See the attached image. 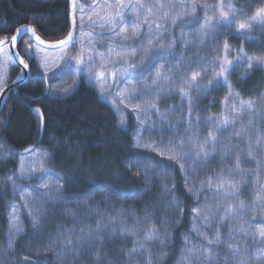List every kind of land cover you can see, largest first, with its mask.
I'll return each instance as SVG.
<instances>
[{"label": "trees", "instance_id": "obj_1", "mask_svg": "<svg viewBox=\"0 0 264 264\" xmlns=\"http://www.w3.org/2000/svg\"><path fill=\"white\" fill-rule=\"evenodd\" d=\"M220 2L221 0H183L184 6L181 7L179 0H83L77 19L90 23L92 27H95L94 22L100 21L111 27L117 24L121 17L124 18V22L130 18V23L137 26L139 32L146 34L144 47H147V40L152 36L147 35L149 31L146 32V30L149 26L144 22L147 19L149 22H157L156 18L161 20L163 12H170V17L164 19V23L161 22V25L169 32V35H166L163 40L164 45L167 46L171 41H175L173 54L165 55L160 62L168 60L175 65L179 60L181 74L191 75L192 71L202 73L203 78L197 81L201 85L199 92L191 91L195 104L193 112L201 118V121L209 116L218 117L213 123H219L225 116L235 120L234 126H229L224 133L218 134L226 143L228 139H232L235 143V138L231 136V133L234 128L240 129L247 126L248 102L255 101L252 105L253 108L264 109V67L248 69L245 60L243 65L235 67L226 74L227 85L212 84L206 90L205 86L213 78V70H218V66L211 61L224 58V54L222 52L218 54V50L222 49L225 42L231 49L227 57L229 60L235 61L241 48L250 56L264 59V46H261L264 44V31L260 26H255L246 36H237L235 34L236 24H230L219 28L215 38L209 35L203 41L196 39L195 34L199 31L204 16L216 14ZM262 2L264 0H239V2L224 0L223 10L230 12L228 4L234 5L237 9L247 7L246 17ZM170 3L175 4V7L170 9L168 6ZM158 4L164 5L162 10L156 7ZM205 4L209 5L208 9L203 7ZM136 5L137 10H135ZM140 5L144 7L141 8ZM193 5H195L194 13L192 12ZM69 7V0H0V40L11 37L22 25L33 27L35 33L44 41L60 40L70 30ZM102 9L107 13L105 20L93 21L95 16L92 18V15ZM149 9H153V11L150 12ZM133 11L140 13L141 17H138L137 14L135 16L127 15ZM154 15L155 17H151ZM177 17L187 22L180 23L178 20L177 24L173 25L171 20L177 19ZM245 17L237 15L235 19L239 21ZM128 22L123 25L127 26ZM139 24H143V27H139ZM92 27L89 30L77 27L76 36L86 31H93ZM153 28H155V23H153ZM182 32L185 34L187 43L180 39ZM23 40L29 41L27 35L23 37ZM70 46L72 49L79 48L78 43ZM39 50L45 51L42 47H39ZM17 51L28 63L31 76L6 96L0 113V264H65V261L60 257L59 245L49 246L47 236L43 239H32L33 234L38 230L55 233L61 224L66 228L79 227L80 225L74 224L67 209H71L78 218L83 216L82 210L77 211L74 203L62 204L54 210V216L50 215L39 226V229H35L28 216L22 212L23 232L13 238V248H7L9 205L12 200L18 199L9 177L22 183L16 176L18 160L25 153V149H41L48 152L46 167L60 173V183L66 186L63 194L55 195L57 199L63 195L68 200L74 197L88 200V196L83 194L92 188L89 181H107L115 184L125 197L114 200L113 203L125 209L131 208L134 215H143L146 207L155 211L160 217L155 220L157 226L163 222L162 214L164 212L172 214L177 211L176 208L165 203L172 199V196L165 193L160 186V177L145 176L144 173L138 172L137 169L129 167L126 163L130 159L138 158V150L132 146V132L135 128L133 113L130 110H124L123 112L127 116V127L125 129L118 128L120 117L115 114L112 104L103 100L93 85L86 83L83 74L77 76L78 87L69 94H52V91L44 93L46 85L54 84L57 79L45 81L39 79L38 74L43 73L41 64L36 57L29 59L24 53L22 41L18 42ZM152 54L154 53H149V55ZM7 63V65L4 64L8 70H6L5 79L10 82L16 79L18 74L13 71L10 61ZM172 74L175 75V72ZM48 75L52 74L48 73ZM165 87L168 86L165 85ZM171 87H176V85H171ZM181 87L187 90V85H181ZM229 93H232L231 97ZM150 95L152 101L155 89L150 91ZM197 96H199L198 99ZM155 103L160 112H165L173 107L179 108L181 97L176 94L165 95ZM36 108L43 113L42 119L32 111ZM185 114H187V109H185ZM149 115L153 120L157 118L154 113H149ZM179 115L180 113L177 112L168 116L167 119L174 124ZM254 123L259 126L264 124V121L257 118ZM248 130L253 135L257 131L251 128ZM208 132V127L201 126L198 134L204 137L208 135ZM185 134V125H181L178 132L166 131L164 133L166 139L183 137ZM260 135L264 137V131H261ZM243 146L241 143V147ZM152 156L161 161L165 160L156 154H152ZM258 161H261L259 156L255 161L245 160L240 165L241 171L232 177V184L242 189L238 199L247 206L249 213L254 212L256 216L257 223L248 229L250 232L264 231V223H258L264 220V202L256 195L259 192L261 196H264V187H262L264 186V167H261ZM141 163L147 164L148 160L141 158ZM174 167L175 170L170 172V178L164 183L168 188L175 185L174 195L178 198L179 209L184 212L183 219L179 220L178 224L175 220L171 224L172 235L175 237L177 245L175 260L179 258L181 233H190L193 243H201V239L191 231L192 208L204 204L215 205L217 199H224L223 197H214L211 191L202 187V181H205L207 177H213L222 168H231L232 165L222 164L218 158L211 160L207 166L197 167L194 173L189 174L187 185L179 166ZM166 168L172 169L173 165L169 163ZM117 172L124 174L117 176L115 174ZM189 188H192L196 195L189 192ZM205 196H207L206 200ZM229 199L237 198L229 197ZM89 203H101L100 196L94 195ZM46 207L51 208L52 205L48 204ZM106 207L108 206L103 205L101 211ZM249 218V215L245 214L241 217H233L231 222L234 224L244 223ZM197 226H200L199 222H197ZM65 235H70V233H65ZM224 235H227L226 230ZM240 239H243V236L238 233L236 238L230 240L229 243H236ZM121 245L122 242L117 239L107 244L106 250L110 251L121 247ZM126 247L131 248L132 244L129 242ZM174 260H169L168 264H174ZM78 264H88L87 258ZM250 264H257V261L252 259Z\"/></svg>", "mask_w": 264, "mask_h": 264}, {"label": "snow or ice", "instance_id": "obj_2", "mask_svg": "<svg viewBox=\"0 0 264 264\" xmlns=\"http://www.w3.org/2000/svg\"><path fill=\"white\" fill-rule=\"evenodd\" d=\"M179 3L181 7L184 6L183 0H179ZM168 6L171 9L175 7V4L170 3ZM224 6V0H221L216 14L213 16L206 14L204 16L200 29L195 34L196 39L203 41L209 35L215 38L219 28L230 24H236L235 34L237 36H246L255 26H260L261 30L264 31V2L254 8L251 14L246 17L247 7L237 9L234 5L228 4L230 12H225L223 10ZM139 7L143 8L144 6L140 5ZM156 7L162 10L164 5L158 4ZM203 7L208 9L209 5L205 4ZM149 11L151 12L153 9H149ZM192 12H195V5L192 7ZM237 15L245 18L238 21L235 19ZM169 17L170 12H163L161 18L168 19ZM178 20L180 23L187 22L177 17V19H172L171 23L175 25ZM123 23L124 18L121 17L120 24ZM144 23L149 26L147 35L152 36L151 39L147 40V47H144V33L137 31L132 37L122 36L124 44L139 45L142 52L139 55V64L132 63V61L137 59L138 53L136 49L129 47L117 53L114 60H109L106 65L102 66L106 69L115 68L111 76L119 91L116 96L110 98L109 102L115 109V114L120 117L117 127L121 129L127 127V116L116 105L117 97L125 108L131 107L132 111L136 113L135 128L132 132V146L138 150V158L135 160L130 159L126 163L129 167L144 173L145 176L160 177V186L165 193L172 196V199L165 201V203L176 208L177 211L172 214L164 212L162 214L163 222L157 226L155 220L160 217L157 216L155 211H151L146 207L143 215H134L131 208L125 209L113 203L114 200H120L125 197L115 184L107 181H89L92 184V188L83 194L88 196V200L75 197L68 200L63 195L57 199L53 195V189H55V192L63 194L66 186L60 183V173H56L50 167L43 166L42 160L49 155L48 152L43 151L39 153L41 161L33 160V163H40V167L34 168L33 172H39L38 178L42 181L45 176L54 177V182L45 181L31 190H21L22 197L34 198L35 193H40L39 209L35 212L29 209V217L33 228L39 229V226L50 215L54 216V210L62 204L74 203L77 211L82 210L83 216L78 218L71 209H67L72 216L74 224L80 225L79 227L66 228L61 224L55 233H45L40 230L34 232L32 239H43L47 236L49 246L59 245L60 257L65 261V264H78L85 258H87L88 264H168V261L174 260L177 255V245L175 237L172 235L171 224L173 220L178 224L179 220L183 219L184 212L178 207L179 201L174 195L175 185L173 184L172 188H168L164 181L170 178V172L174 171V166L178 165L180 171L184 174L185 184L187 185L190 173H194L197 167L207 166L209 161L218 158L220 163L231 164L232 167L222 168L213 177H207L205 181H202V187H206L208 191H211L214 197H223L224 199H217L215 205L204 204L192 208L193 221L191 231L195 232L196 236L201 239V243H193L190 233H181V243L178 250L179 258L174 260V264H250L252 259H255L257 264H264V231L250 232L248 230L253 224L257 223L255 213L248 212L247 206L238 199L242 189L232 184V177L241 171L240 165L245 160L251 159L255 161L257 156H259L261 161H258V163L261 167H264V137L260 135V132L264 131V124L258 126L254 123L257 118L264 121V109L253 108L252 105L255 101H249L247 126L240 129L234 128L231 136L235 138L236 142L233 143L232 139H228L226 143L218 134L224 133L229 126H234L236 121L225 116L219 123H213L218 117L209 116L201 121V118L194 114L195 104L191 91L196 90L199 92L201 85L197 81L203 78L202 73L192 71L191 75L187 73L181 74L179 60L175 65L168 60H164L161 63L162 57L173 54L175 41L173 40L165 46L163 40L166 35H169L168 30L155 21L149 22L146 20ZM153 23H155L154 30ZM139 27H143V24H139ZM113 31H115V28ZM122 33L123 28L121 27L117 35L119 36ZM25 35H30L29 41L23 40ZM9 39L13 46L22 41L23 51L29 59L35 58L40 45L45 43L35 34L34 30L26 27L17 29L16 34L10 38L0 40V46L7 44ZM180 39L182 42L187 43L183 32ZM77 42L73 32H69L63 40L57 41L51 47H64ZM79 42L83 43L82 40ZM261 46H264V44ZM220 52L224 54V58L211 61V63L218 66V70H213V78L205 86L206 90L212 84L223 83L227 85L226 74L235 67L243 65L245 60L247 61L248 69L264 67V59L250 56L243 48L239 49V56L235 61L229 60L227 57L231 49L227 42L223 44L222 49L218 50V54ZM149 53L154 54L149 55ZM11 55L13 65L22 66L21 76L18 79L30 77L31 72L24 71L29 69L28 63L24 61L14 47L11 50ZM67 55L68 53L65 51L61 59H64ZM92 61V56H88L87 61H85L83 52H81L65 60V68L77 75L83 65L87 69L90 78L107 80L108 77L105 76L103 71L96 73L93 68L88 67ZM119 61H124L127 66L125 67L123 64L118 63ZM44 67L47 71L38 74L41 81L62 79L67 74L66 72H61L59 77L55 74L48 75V73L52 72V68L48 65ZM173 72H175V75L172 74ZM128 74L139 77L140 84H130L126 79ZM165 85L168 87H165ZM171 85H176V87H171ZM181 85H187V90ZM5 87L11 90L7 82L0 83V91H3ZM76 87H78L76 81H73L68 87L56 84L46 85L45 93L51 91L52 88H56L60 90L61 94H69ZM153 89H155V96L152 101L143 100L139 104L131 103L141 93L149 92ZM104 91L102 86V93ZM170 94H176L181 97L179 108L173 107L168 111L160 112L155 101ZM229 96L231 97L232 93H229ZM198 98L199 96H197ZM185 109H187V114H185ZM32 111L38 114L40 119L43 118V113L40 109L36 108L32 109ZM177 112L180 115L175 123L169 122L167 117ZM146 113H154L157 118L153 120ZM181 125H185L186 134L183 137L165 138L164 133L166 131L178 132ZM201 126L209 128L207 136H199L198 133ZM249 128L257 130L255 135L249 132ZM241 143H243V147H241ZM24 152L36 154V150L33 148L25 149ZM152 154L165 158V160H158ZM150 156L152 157L151 159ZM141 158L148 160V163L142 164ZM21 163L23 164V161ZM169 163L173 165L172 169L166 168ZM21 172H23V168H21ZM115 174L120 176L124 173L117 172ZM9 181L13 184L15 191L18 186H16L15 181L11 177H9ZM189 192L196 195L192 188H189ZM96 194L100 196L101 203H89V200H92ZM256 195L264 202V196H261L259 192ZM229 197H236L237 199L230 200ZM197 199H199L198 196ZM206 199L207 196H205ZM33 202L34 199L26 200L25 206ZM48 204H51L52 207L47 208L46 205ZM103 205L108 207L101 211ZM10 208L8 249H12L14 246V234L23 232L19 206L14 202H10ZM245 214H248L250 218L244 223L234 224L231 222L233 217H241ZM197 222H199V227ZM258 223H264V220ZM225 230L227 235H224ZM65 233H70V235H65ZM238 233L242 234L243 239L237 240L236 243H229L230 240L236 238ZM117 239L122 242L121 247L110 251L106 250V245ZM129 242L132 244L131 248L126 247Z\"/></svg>", "mask_w": 264, "mask_h": 264}, {"label": "rangeland", "instance_id": "obj_3", "mask_svg": "<svg viewBox=\"0 0 264 264\" xmlns=\"http://www.w3.org/2000/svg\"><path fill=\"white\" fill-rule=\"evenodd\" d=\"M70 6H71V2H70ZM138 7L136 5V9L137 10ZM155 11V8H154ZM135 14L138 15V17L140 15V13H138L137 11H133V12H129L127 13V15H134ZM146 14V13H144ZM160 14V13H158ZM95 16L94 19H92L93 21L95 20H105L107 13L106 11L103 9L102 10H97L93 15L92 18ZM151 17H155L151 16ZM128 19V17H125ZM130 19V18H129ZM128 19L125 20L124 24L128 22L127 26H124L123 24H120V19L118 20L117 24H115L114 26H107V24H104L103 22H94L95 27L93 31H86L83 32L81 35H77L76 36V40L78 41V45L79 48L78 49H72V47L70 45L68 46H64V47H60L58 49H53V50H47L44 49L43 50H39L38 54L35 56L37 58V60L40 62L41 67L43 72H46L47 69L44 67L45 65H48L49 67L52 68V72L49 74H55L58 77L61 75V72H66L67 74H65L63 76L62 79H57L56 82H54V84L56 85H62L63 87H68L70 86L73 81H76L77 76L79 74H83L84 79L86 81V83L93 85L96 90L99 93V96L109 102L111 97L116 96V94L119 91V88L116 86V84L114 83L111 73L115 70V68H105L102 65H106V63L109 60H114L116 58V54L120 53L123 49L126 48H134L137 50L138 56L137 59L135 61H132L133 64H139V55L142 54L140 47L138 44H124L122 42V36L123 35H127L128 37H132L136 34V32L138 31L137 26H134L130 23V20ZM147 19V18H144ZM148 20V19H147ZM156 23H160L161 22L164 23V19L161 18V20L158 19V17L156 18ZM75 22L77 24V19H75ZM167 22V21H166ZM123 28V33L120 34L119 36L117 35V33H119L120 28ZM115 28V31H113V29ZM90 29V28H89ZM87 29V30H89ZM154 30V28H153ZM149 31L146 30V32ZM146 37V34L145 36ZM83 41V43H80L79 41ZM3 49V48H2ZM2 49L0 48V59H2V61L0 60V83L5 82V78L7 75L6 72V65L8 64V56L6 54L5 51H2ZM47 50V51H46ZM67 51L68 55L66 57H64V59H61L62 56H64V52ZM83 52V56L85 61H87L88 56H92L93 57V61L91 64L88 65L89 68H93L94 71L96 73L99 72H104L105 76L108 77L107 80L100 78L99 80L95 79V78H90L88 75V71L86 68H84V66H81V71L79 74L74 75L72 73L71 70H68L65 68V60H67L69 57H73L76 56L77 54ZM10 61V60H9ZM6 63V65H4ZM118 63L123 64L125 67L127 66V64L124 61H119ZM5 66V67H4ZM8 71V70H7ZM133 74H128L126 76V79L129 81L130 84H136L139 85L140 84V78L137 77ZM138 79V80H136ZM150 83V81H149ZM49 86V85H48ZM102 86L103 89L105 90L102 93ZM52 94H61L59 89L56 88H52L51 89ZM143 100H148L151 101V95H150V91L149 92H143L141 93L140 96L136 97L135 99H133L131 101L132 104H139L141 101ZM116 105L118 107H120L121 111L124 110H130L134 117H136V113L132 111L131 107H127L125 108L123 104L120 103L118 97L116 98ZM110 103V102H109ZM127 103V102H125ZM111 104V103H110ZM147 115H149V113H146ZM36 150V154L34 155L33 153H24L19 157L18 160V169H17V178L18 180L22 181V183L16 182L15 184L16 186H18V188L15 190L16 195H17V200H12L11 202H14L16 205L19 206V215H20V219L22 220L21 214L22 212L25 213V215L29 217V209H31L33 212L37 211L40 207V193L37 192L35 193V197H22L21 195V190L27 189V190H31L32 188H36L37 186L41 185L42 183H44L45 181L48 182H54L55 178L51 177V176H45L44 180L42 181L41 179H39V172L34 173L33 169L34 168H39L40 167V163H33V160L36 161H41V157L39 156L40 152H43V150L41 149H35ZM46 159L42 160L43 166L46 167ZM23 161V164L21 163ZM21 168H23V172H21ZM14 180V179H13ZM14 188V187H13ZM57 194V192H55V189H53V195L55 196ZM29 199H34V202L25 206V201L29 200ZM11 211L10 205H9V212H8V218H9V213ZM31 221V219H30ZM22 226V225H21ZM9 227L10 224L8 225V233H7V238L9 239ZM23 228V226H22ZM22 233V232H21ZM19 233V234H21ZM19 234H14L13 238L15 236H18Z\"/></svg>", "mask_w": 264, "mask_h": 264}, {"label": "water", "instance_id": "obj_4", "mask_svg": "<svg viewBox=\"0 0 264 264\" xmlns=\"http://www.w3.org/2000/svg\"><path fill=\"white\" fill-rule=\"evenodd\" d=\"M72 1V8L70 9V11H69V25H70V30H69V32H73V34H74V36H75V33H76V24H75V14H76V11H77V8H78V5H79V3H78V0H71ZM75 5V6H74ZM22 27H26V28H28V29H30V30H34L33 29V27H31L30 25H22V26H19L17 29H19V28H22ZM17 29H16V31H17ZM16 31H15V33L13 34V35H15L16 34ZM68 32V33H69ZM36 34V33H35ZM12 35V36H13ZM68 35V34H67ZM66 35V36H67ZM29 37H30V35H28ZM65 36V37H66ZM64 37V38H65ZM64 38H62V39H60V40H63ZM42 40V39H41ZM60 40H57V41H60ZM44 41V40H43ZM57 41H53V42H48V41H44L45 43L43 44V45H40L42 48H44V49H48V50H53V49H58V48H60V47H62V46H57V47H55V48H53V47H51L52 45H55L56 44V42ZM34 42V41H33ZM7 45H8V51H9V54H10V57H11V59H12V61H13V58H12V55H11V50L13 49V47L15 48V50H16V46L17 45H15V46H13L12 45V42H11V40L9 39L8 40V43H7ZM1 47V46H0ZM17 51V50H16ZM17 68H18V70L20 71V73L22 72V66H16ZM30 69H28V70H24V71H29ZM20 76H21V74H20ZM27 79V77H25V78H21V79H15V80H13L12 82H10V83H8V85L10 86V88H11V90H13L15 87H17L20 83H22L23 81H25ZM11 90H9V88H7V87H5L4 89H3V91H0V112H1V110H2V108H3V103H4V100H5V98H6V96L8 95V93L11 91Z\"/></svg>", "mask_w": 264, "mask_h": 264}, {"label": "flooded vegetation", "instance_id": "obj_5", "mask_svg": "<svg viewBox=\"0 0 264 264\" xmlns=\"http://www.w3.org/2000/svg\"><path fill=\"white\" fill-rule=\"evenodd\" d=\"M82 1L83 0H78V3H79V5H78V8H77V11H76V14H75V19H77V15H78V11H79V9H80V7H81V3H82ZM70 3V2H69ZM70 8V7H69ZM80 15V14H79ZM78 18L79 19H81V17H79L78 16ZM77 27H79V28H84V29H89V28H91L92 27V25L90 24V23H88V22H81V20L79 21L78 19H77ZM77 27H76V30H77ZM37 35V34H36ZM27 37H28V39L30 40V37L27 35ZM10 38V37H9ZM18 44V43H17ZM1 49H2V51H5L6 52V54H7V56H8V61L10 60V63L12 64V66H13V71H16L17 72V74L20 72L19 70H18V68L16 67V66H14L13 65V61H12V59H11V57H10V54H9V51H8V45L7 44H5V45H2L1 47H0ZM16 50H17V46H16ZM2 57V56H1ZM0 57V58H1ZM1 61H2V59H0ZM3 62V61H2ZM2 62H0V63H2ZM30 68V67H29ZM30 71V70H29ZM17 78V77H16ZM28 78V77H27ZM6 82H7V80H6ZM11 82V81H10ZM10 82H7V84L8 83H10ZM24 82V81H23ZM21 84V83H20ZM16 88V87H15ZM15 88L13 89V90H15ZM12 91V90H11ZM10 91V92H11ZM9 92V93H10ZM8 93V94H9ZM8 96V95H7ZM2 111V110H1ZM1 113V112H0Z\"/></svg>", "mask_w": 264, "mask_h": 264}, {"label": "bare ground", "instance_id": "obj_6", "mask_svg": "<svg viewBox=\"0 0 264 264\" xmlns=\"http://www.w3.org/2000/svg\"><path fill=\"white\" fill-rule=\"evenodd\" d=\"M75 24H76V22H75ZM76 26H77V24H76ZM45 93V92H44Z\"/></svg>", "mask_w": 264, "mask_h": 264}]
</instances>
